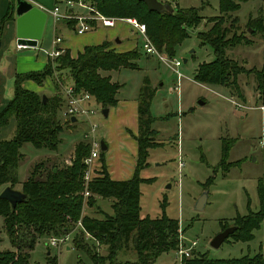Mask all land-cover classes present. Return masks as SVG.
Wrapping results in <instances>:
<instances>
[{
  "label": "rangeland",
  "instance_id": "rangeland-1",
  "mask_svg": "<svg viewBox=\"0 0 264 264\" xmlns=\"http://www.w3.org/2000/svg\"><path fill=\"white\" fill-rule=\"evenodd\" d=\"M160 1L168 2L174 11L197 8L202 17L197 26L186 27L188 37L177 47L172 57L181 62L178 70L183 76L179 80L178 91L175 89V72L156 56H148L143 51L142 37L132 31L128 24L117 20L113 27L98 24L79 34L71 25H67L66 20L56 22V35L63 39L64 45L73 54L80 52L85 45L99 43L103 39L110 41L111 46L118 50L126 51L137 47L139 51L134 60L135 68L120 67L117 70L100 71L101 74L109 75L111 81L119 83L120 88L116 94L118 105L110 107L107 116H103L100 105L90 103L96 111L92 117L96 124L95 137L100 140L110 136L113 143L110 144V152H114V159L121 160L120 153L129 151L123 139L124 127H134V104L142 86L147 85L153 93L149 106L154 118L151 127L157 133L151 139L156 144L147 149L146 165L139 172V177L143 180L139 185V215L141 218L166 216L178 220L176 248L161 253L155 262L181 264L185 257L178 253L179 245L189 251L188 257L194 252L198 255L206 253L211 259L251 257L257 253H261L264 258V218L259 228L253 230L252 240L243 242L228 236L218 248L210 245L211 239L223 230V225L232 226L236 216L246 215L249 210L255 212L260 207L257 188L259 181L264 184V108L260 106L264 105L257 99L254 73H242L238 76L240 93L225 86L194 80L198 64L209 62L214 57L209 45H200L198 34L209 29L214 23L210 21V17L217 15L219 20L222 19L221 27L228 28V36L241 34L244 37L240 44L227 49L228 57L237 60L247 69H260L264 63V0H246L240 3L238 10L221 17L218 0ZM253 20L255 21L252 22ZM49 22L50 18L47 30ZM53 34L49 29L41 47L36 46L34 51L26 50L24 53L34 52L38 61L43 59L45 55L40 48H51ZM116 38H121V42L117 43ZM15 47L14 42L8 44L7 54H13ZM2 70L0 64V97L4 96L6 90L13 88V82L10 86L9 80L2 75ZM68 77V73H62L56 79L51 77L52 83L58 81V86L54 83L55 93L64 98L63 106L58 112L60 122L64 125L60 133L61 141L53 151L36 149L30 143L23 144L17 169L19 182L27 178L39 161L45 162L46 169H50L52 164L70 166L74 161V145L82 139L87 140L84 134L88 133L90 126L86 118L80 117L76 122H71L63 116L67 104L63 90L71 85L67 83ZM231 100L240 107H236ZM14 131L15 124L11 119L10 125L0 132V138L8 139ZM224 142L229 146L226 156L228 167L220 165ZM108 155V152H104L106 159ZM132 158L130 167L135 164V156ZM179 158L185 164L180 169ZM102 168V161L99 160L94 174H100ZM208 179L211 181L207 182ZM19 188L20 184H17L15 189ZM204 191L207 192L205 205L202 209H196V202ZM112 202V198L96 196L94 205L89 206L87 198H83L79 220L85 215L103 219L106 215L113 214ZM68 223L67 231L37 239L30 251L28 264H78L79 261L81 264H110L107 259L108 245L101 243L91 233L86 234L76 222ZM1 224L0 218V226ZM64 234L69 235L66 244L59 247L48 245L50 237ZM75 242H80L83 249H77ZM193 242L195 244L191 247ZM4 250H13V247L1 230L0 251ZM135 259L136 253L131 241L128 242L127 249L120 250L116 257V261L120 262Z\"/></svg>",
  "mask_w": 264,
  "mask_h": 264
},
{
  "label": "trees",
  "instance_id": "trees-1",
  "mask_svg": "<svg viewBox=\"0 0 264 264\" xmlns=\"http://www.w3.org/2000/svg\"><path fill=\"white\" fill-rule=\"evenodd\" d=\"M83 1L106 16L136 17L146 25L147 36L154 47L170 58L174 57L177 47L188 37L186 27L197 26L202 19L199 10L194 7L161 14L149 11L144 2L139 0ZM218 1L221 17L238 10L240 3L246 0ZM217 17L219 16L210 17V21L214 23L198 34L200 45H209L214 57L209 62L198 64L194 80L225 86L240 93L238 76L242 73H254L257 99L264 105V63L260 69H247L237 60L228 57L227 49L240 44L244 37L241 34L228 36V28H222V19ZM74 22L68 21L70 25ZM138 55L137 47L117 51L110 41H102L84 46L75 57L71 56L68 49H64L60 56L49 59L41 70L15 75L12 97L0 110V128L7 126L11 119L15 124L14 134L8 139L0 140V192L6 186L15 189L20 184L19 190L27 197L17 203L14 209L6 199L0 198V231L5 232L13 247V250L0 251V264H28L30 251L39 237L63 233L69 228L68 218L74 222L80 218L85 171L83 160L90 149L89 142L82 139L74 146V161L70 166L52 164L50 169H46L45 162L39 161L27 178L19 182L17 169L22 156V145L30 143L36 149L56 150L64 128L58 117L64 98L59 93L47 96L31 91L23 86V82L31 80L42 85L47 77L56 79L62 73H68L67 83L76 92H87L94 98L95 104L102 109L109 108L117 105L116 94L120 84L111 81L109 75L101 74L100 71L117 70L120 67L135 68L134 60ZM54 83L58 86V81L55 80ZM43 95L46 96L44 102ZM152 95L147 85L142 86L137 104V152L132 176L124 180L111 179L104 164L105 151L101 150V176L93 178L88 185L90 196L87 198V205L93 206L96 196L113 199V214L106 215L103 219L82 216L83 227L101 243L108 245L107 259L110 264H158L155 261L161 253L174 250L177 246L178 220L166 216L141 218L139 215V185L143 181L139 172L146 165L147 149L156 144L151 140L154 133H157L151 127L154 121L149 111ZM227 145L225 142L222 145V167L229 166L226 161ZM257 190L259 210H249L246 215L233 219L232 226L235 229L229 236L234 240H252L253 230L259 228L264 218V184L261 181ZM225 226L222 229L227 227ZM129 241L133 243L136 259L116 261L118 252L126 250ZM75 246L79 250L83 249L80 242H75ZM191 255L184 256L181 264H264L261 253L231 259H211L206 253L198 255L192 252ZM78 264H81L80 261Z\"/></svg>",
  "mask_w": 264,
  "mask_h": 264
},
{
  "label": "built area",
  "instance_id": "built-area-1",
  "mask_svg": "<svg viewBox=\"0 0 264 264\" xmlns=\"http://www.w3.org/2000/svg\"><path fill=\"white\" fill-rule=\"evenodd\" d=\"M65 10L61 11L59 6H54L52 9L46 10L47 13L51 14L52 18L55 21H58L60 19H71L74 20V29L77 33L81 34L88 29H91L95 26L102 25L105 27H113L115 25V22L122 21L126 24H128L131 27L132 31H135L137 34H139L142 37V49L143 51L149 55V56H156L161 62L169 66L176 74L177 79V86L175 89L178 91L179 86V80L182 78V73L179 72L178 67L181 65V62L179 60H176L174 58H170L167 56V54L164 52L158 51L154 45L151 43L150 39L147 36L146 33V25L142 22H139L137 19L132 17H108L104 16L98 11H96L91 5L86 4L83 0H66L65 1ZM77 6L78 8L84 9L85 12H76L74 10V7ZM91 22H94L95 24H91ZM62 38L60 36H54L51 40V48L49 50L41 49L44 55L50 60H53L54 58L60 56L64 52V48L62 47ZM28 47V45L23 43H16L17 49H23ZM64 94L67 99V104L63 110V116L65 119L70 120L71 117H75L76 120L78 118H86V120L89 123L90 129L88 130V133L84 134V137L87 138V141L90 144V149L87 154V156L84 158L83 162L85 164V171L83 174V185L84 189L81 192L84 199L88 198L90 196V191L88 189V185L90 181L97 177V174H94L95 170L97 169L98 161L100 160V152H101V145L100 140H98L95 137V128L96 124L92 121V117L95 116L96 111L91 107V104L94 103V98L87 92H76L73 89L72 85L66 86L64 88ZM233 104L236 105V107H240V105L233 100H231ZM91 103V104H90ZM260 108H264V106H260ZM86 140V139H85ZM180 152V151H179ZM184 161L179 158L178 160V168L184 167ZM100 172V171H99ZM94 174V175H93ZM69 222L75 223L73 220L68 218ZM86 234L89 232L83 227L82 220H77L76 223ZM88 232V233H87ZM68 234H64L59 237H50L48 245L51 247H59L62 244H66L68 241ZM195 242L191 243L194 246ZM184 248L182 245H179L178 253L180 256H186L188 257L189 251Z\"/></svg>",
  "mask_w": 264,
  "mask_h": 264
},
{
  "label": "crops",
  "instance_id": "crops-1",
  "mask_svg": "<svg viewBox=\"0 0 264 264\" xmlns=\"http://www.w3.org/2000/svg\"><path fill=\"white\" fill-rule=\"evenodd\" d=\"M25 1L33 4L34 6L44 11L45 16L43 20L39 19V21H36L32 19L33 21L31 20L32 22L29 24V29H27L28 27H26V29L30 30L31 32H32V29L34 28L37 31L40 28L41 31H40V37L37 42V47H41L43 43V39L46 36V33L47 31H49V29L54 32L53 34L54 36H57L56 35L57 34V28H56L57 21H55L52 18L51 14L47 13L44 9L49 10V9H52L54 6H59L61 11H63L65 10V7H66L65 5L66 0H25ZM74 10L76 12H84L83 10H81V8H78L77 6L74 7ZM49 18H50V22H49L50 27H48L49 29L47 30V24H48ZM63 20H66L67 25L70 26L68 21L71 19H63ZM73 25H71L72 28L74 27ZM17 26L18 25H17V16L15 14V0H0V64H2V67H3L2 75L6 76L7 80H9L10 86L12 85L11 82H14V78L16 74L25 73L29 71H39L45 66V64L49 60L46 57V55L44 56L43 59L38 61V56H34L35 55L33 54L34 52L30 54L24 53L26 50H29V52L34 51L33 50L35 49L34 46H30L31 48L28 46L29 48L26 47L23 49H17L15 47L16 50L13 54L11 53L7 54V45L11 44L12 42H14L15 44L17 43L16 42L17 41V33H16ZM102 41H108V40L103 39L99 43H101ZM119 42H121V38L119 39L117 43ZM99 43H95V44H99ZM61 45L64 49L69 50V48L66 45H64L63 39H62ZM88 45H94V44H88ZM114 48L117 51H122V50H118L116 47ZM41 49L43 48H40V50ZM69 52L72 57H75L78 53L77 52L76 54H73L70 50ZM23 86L31 91H34L40 94L48 95V94L55 93V85L54 83H52L51 77H47L44 80L42 85H38L31 80H27L23 82ZM12 94H13V88H11L10 91L6 90L4 96L0 97V110L8 102L9 98L12 97ZM137 104H138V99L136 103L134 104V109L136 110V123L134 127L132 126L124 127V131H123L124 138L123 139L125 141V144L128 145L129 151H124V152L122 151L120 153L122 162L120 159H114V156H115L114 152L113 151L110 152L109 147L113 144L110 136H108L106 139H102V138L100 139V140H103L106 146V149L104 151L108 152L109 154L107 159H106V156L104 157V164H105L108 174L110 175V178L113 180L129 179L132 176L133 171H134L135 164L132 167H130V165L133 160L132 156H135L136 158V152H137V142H136V136L138 134ZM117 105H118V102H117ZM109 112H110V107L108 108L107 115L109 114ZM8 125H10V122ZM7 126L0 128V132ZM0 140H2V138H0ZM113 159L115 160V163L113 162Z\"/></svg>",
  "mask_w": 264,
  "mask_h": 264
},
{
  "label": "water",
  "instance_id": "water-1",
  "mask_svg": "<svg viewBox=\"0 0 264 264\" xmlns=\"http://www.w3.org/2000/svg\"><path fill=\"white\" fill-rule=\"evenodd\" d=\"M144 2L147 9L149 11H155L158 13H172L173 9L171 8L170 4L168 2H162L160 0H139ZM15 14L17 16V43H23L28 46H37L38 39L40 37V28L37 31L35 28L32 29V32L29 29V24L33 21H39V19L43 20L45 14L44 11H42L40 8L34 6L33 4L26 2L25 0H15ZM33 19V20H32ZM32 20V21H31ZM26 27H28L26 29ZM119 39L116 38V42H118ZM184 61H186L184 59ZM46 100V96H42V101L44 102ZM108 113V108L102 109L103 116H106ZM71 122H76L75 117H71ZM101 150L104 151L106 149V146L103 142V140H100ZM27 197L26 194H24L22 191L18 189L11 188L10 186L4 187L0 192V198L6 199L9 203L12 209L16 206L17 203L25 200ZM207 198V192L204 191V193L200 196V198L197 200L195 208L196 209H202L205 205ZM235 229V226H228L221 230L219 233H217L210 241V245L213 248H218L223 241L233 233ZM68 248V247H67Z\"/></svg>",
  "mask_w": 264,
  "mask_h": 264
}]
</instances>
